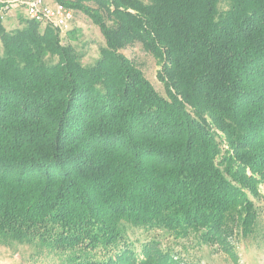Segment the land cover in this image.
Returning a JSON list of instances; mask_svg holds the SVG:
<instances>
[{
  "label": "trees",
  "instance_id": "obj_1",
  "mask_svg": "<svg viewBox=\"0 0 264 264\" xmlns=\"http://www.w3.org/2000/svg\"><path fill=\"white\" fill-rule=\"evenodd\" d=\"M57 1L106 43L84 64L53 27L0 24V245L54 264H185L156 236L136 246L133 227L237 261L264 190V0ZM136 42L167 96L122 52Z\"/></svg>",
  "mask_w": 264,
  "mask_h": 264
},
{
  "label": "rangeland",
  "instance_id": "obj_2",
  "mask_svg": "<svg viewBox=\"0 0 264 264\" xmlns=\"http://www.w3.org/2000/svg\"><path fill=\"white\" fill-rule=\"evenodd\" d=\"M84 5L92 8L98 6L93 2H86ZM221 7H226V4L221 3ZM74 12L75 19L69 31L59 35L64 44L75 47L84 64H91L99 58L100 48L106 41L100 27L90 15L78 8H74ZM25 20L24 10L15 8L8 14L3 25L7 29H15L22 27ZM122 52L139 66L161 95L167 96L164 83L158 77L162 69L160 61L151 52L139 42L127 46ZM254 201L259 209L254 232L248 238L237 234L232 241L237 261L217 245L201 243L193 234L188 238L175 240L166 231L153 230L147 234L143 229L133 227L129 228L128 234L136 246L149 236H156L164 246H170L185 264H264V190L263 196ZM0 264H54V261L44 252L40 253L36 245L12 242L8 246L0 245Z\"/></svg>",
  "mask_w": 264,
  "mask_h": 264
},
{
  "label": "built area",
  "instance_id": "obj_3",
  "mask_svg": "<svg viewBox=\"0 0 264 264\" xmlns=\"http://www.w3.org/2000/svg\"><path fill=\"white\" fill-rule=\"evenodd\" d=\"M15 8H22L26 18L41 27H53L60 34L68 32L75 19L74 9L57 0H0V24Z\"/></svg>",
  "mask_w": 264,
  "mask_h": 264
}]
</instances>
